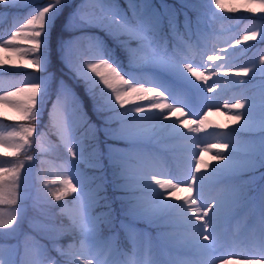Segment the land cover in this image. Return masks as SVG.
<instances>
[{
  "label": "snow or ice",
  "instance_id": "1",
  "mask_svg": "<svg viewBox=\"0 0 264 264\" xmlns=\"http://www.w3.org/2000/svg\"><path fill=\"white\" fill-rule=\"evenodd\" d=\"M25 2L26 0H0V4L5 7H15ZM125 2L131 14V23L119 19L115 12L106 9L100 0H84L77 13V19L88 25L107 29L124 45L134 66L153 65L174 71L186 69L197 81L207 85L208 76L186 61H177L173 55L167 53L166 47L162 46L167 31L180 38L181 16H183V27L187 29L190 23L187 10L196 6L190 4L189 0H177L175 4H170L169 0H125ZM61 3L62 0H51L47 7L30 16L12 31L11 36L0 44V49L17 53L21 57L30 53L31 58L26 60L23 67L35 68L37 73L40 72L41 64L38 56L41 50L40 37L45 30L49 13ZM223 7L222 0H215L216 9ZM257 9L260 13H264V0H258L249 11L255 12ZM229 11L234 12L235 9ZM261 19L264 20V16ZM262 34L264 28L260 32V37ZM256 38L257 32L251 30L248 35L235 37V42L239 45L242 41H252ZM84 42H87V49L81 48ZM19 43L29 44L30 47L20 48ZM96 47L92 37H81L73 41L68 49L70 63L79 65L84 52L95 54ZM231 47L233 45L229 41L228 47H221L219 51L208 54L207 59L213 62L226 61ZM261 65L259 71L264 76V61H261ZM83 67L97 78L103 90L111 94V99L121 109L118 112L114 111L111 104L106 101L98 107L100 112L112 113L106 118L108 126L103 130L113 141H122L134 146L155 136L157 134L155 126L146 127L140 123L142 118H136L145 112L156 109L164 112L167 109L172 115L183 114L182 108L159 102L166 97L157 88L132 84L106 60L84 61ZM212 71L214 75H220L215 69ZM231 71L232 66L226 65L223 75L229 76ZM250 71L248 67L235 69L237 76L244 77L249 76ZM252 75L255 76L254 71ZM239 83L246 82L241 80ZM215 90L213 85L207 88L208 93ZM40 92L38 83L26 84L0 95V103L16 108L35 125L38 123L36 109ZM22 94L26 96L23 103L13 99ZM153 98L158 102H151ZM143 102L151 103L147 108L134 107L129 110V106L144 105ZM223 107L232 112L229 119L240 127L231 130L223 140L211 146L219 149L211 156L212 161H217L216 164L205 162L203 154H200V158L193 163L191 157L197 155L193 151L183 181L177 179L173 182L171 178L155 179L154 175L147 171L151 157L131 149L125 150L109 145L108 161L119 181L116 187L124 193L119 197L123 217L121 219L114 213L104 195L103 181L98 177L89 178L90 183L99 182L93 183L90 190L81 192V187H78L69 176L73 162L83 164L86 168L101 169L103 155L97 143L96 126L79 110L71 95L64 92L53 104L49 117L51 118L58 108L65 113L63 140L60 147L70 160L67 159L64 170L67 175L63 179L53 181L62 187L52 192V196L59 202L70 194H76L79 204L78 217L72 219L66 226L62 221L50 219L39 229L40 235L29 238L32 241L31 246L26 245L23 254H20L16 247L5 248L0 245V264H171L170 261L166 262L153 256L155 247L153 237L151 233L140 230L137 227L139 223L155 229L156 240L164 246L170 247L180 242L197 253H211L218 242L220 229L227 224L240 206L247 204L252 198L257 171L261 172L259 179L264 181V81L260 84L259 102L254 97L245 96L233 102H226ZM165 119H168V116ZM242 119L244 123L240 124ZM206 120V116L203 119L197 117L186 121L183 127L188 128L190 132L202 131ZM191 124L198 126L189 128ZM218 127L226 128L227 125ZM33 132V126L23 129V133L19 134L22 143L16 146L17 152L28 144V138ZM241 133L250 135L242 139ZM211 147L203 148L202 152L204 154L210 152ZM27 159L30 161L32 157L28 156ZM23 168L24 165L21 164L11 170L13 180L21 187ZM202 169L206 171L202 173ZM8 174L9 169L0 171V203L4 202L3 182ZM245 176L246 179H241ZM181 183L186 187H181ZM153 185L158 186L159 189L164 190L160 192L168 195H159ZM177 192H186L187 195L180 196ZM27 199V193L21 192L20 201ZM174 201H182V203H174ZM10 202L16 204L15 195ZM20 205L19 219L15 215L5 218L4 214L0 213V229L8 230L5 234L17 228L22 214L26 212V208ZM56 207L63 211V206ZM106 232L110 234L106 235ZM120 233L124 234L131 245L129 251L121 248ZM65 237L69 238L66 246L60 243ZM46 240L52 242L51 247L45 242ZM250 243L254 246L252 258L242 257L245 259V264H264V212L259 216L257 226L251 232ZM52 252H55L59 258L54 257ZM198 264H215V262L200 261Z\"/></svg>",
  "mask_w": 264,
  "mask_h": 264
},
{
  "label": "rangeland",
  "instance_id": "2",
  "mask_svg": "<svg viewBox=\"0 0 264 264\" xmlns=\"http://www.w3.org/2000/svg\"><path fill=\"white\" fill-rule=\"evenodd\" d=\"M248 1L250 0H242V2ZM100 2L106 9L114 11L122 21L132 22L131 14L128 12L127 17L124 11L125 8L127 9L125 0H100ZM189 2L196 6L187 10L189 27L184 29L183 16H181L180 38L167 31L162 46L166 47L167 53L173 55L177 61H186L208 76L207 85L202 81H197L186 69L174 71L153 65L134 66L130 62L124 45L107 29L88 25L77 19V13L84 0H62V3L49 13L45 30L40 37L41 50L38 54L41 64L40 72L37 73L35 68L23 67L26 60L31 58L30 53L21 57L17 53H9L0 49V61H4L0 63V95L26 84L38 83L41 88L36 109L38 123L35 125L16 108L0 103V141H2L0 143V171L9 169V174L3 182L5 194L4 202L0 203V213H3L5 218L15 215L19 219L20 194L26 192L28 195V199L21 202L20 206L26 208V212L22 214L17 228L9 234H5L8 230L0 229V245L5 248L16 247L18 252L23 254L25 246H31L32 241L29 238L40 235L39 229L50 219L62 221L66 226L71 223L72 219L78 217L79 204L76 194H70L59 202L52 196V192L62 187L53 181L63 179L67 175L64 170L66 161L70 160V157L60 147L63 140L65 113L59 108L51 118L49 113L57 99L67 92L86 116L82 100L76 93L75 87H72L60 73H54L49 68L51 58L55 54L58 55L61 70L69 76V80L78 88H82L86 97H90L92 119L88 118V120L98 130L97 143L103 155L101 169L86 168L83 164L73 162L69 169V176L78 187H81V192L90 190L93 183L99 182L90 183L89 178L98 177L100 181H103L104 195L117 217L123 218L119 197L124 193L116 187L119 181L116 179L114 168L108 161L109 145L125 150L131 149L141 155L151 157L147 171L152 173L155 179L171 178L173 182L177 179L183 181L187 173L186 166L193 151L197 153L195 157H191L193 163L200 158V154H203L205 162L211 165L217 163L211 160V156L219 149L211 146L223 140L231 130L240 127L239 124L229 119L232 112L223 107L224 103L233 102L245 96L254 97L259 102L260 84L264 81V76L259 71L262 66L261 61H264V34L260 37V32L264 28V20L261 19L264 13H260L259 10L256 13H243L234 6L226 7L225 5L221 9H216L215 0H212V4L211 0H189ZM50 3L51 0H26L24 4L15 7H5L0 4V44L4 43L11 36L12 31L23 24L26 19L37 14ZM169 3L175 4L177 0H169ZM64 7L61 27L67 31V35L60 36V31H55L57 27L55 24L58 21L61 23L60 12ZM229 9H235V11H229ZM61 27L59 29L63 30ZM50 30L59 35L55 46L49 41ZM251 30L257 32L256 40L242 41L236 45L235 37L248 35ZM104 34L121 46L122 58L118 57L113 49L104 50L102 40ZM81 37H92L97 47L95 54L84 52L80 64L75 65L69 61L68 49L73 41ZM229 41L233 47L227 53L228 60L213 62L207 59L208 54L219 51L221 47H228ZM18 47L28 48L30 45L19 43ZM81 48L87 49V42H84ZM98 60H106L113 64L134 85L143 84L157 88L166 97L165 100L159 102L180 107L183 109V114L172 115L167 109L164 112H160L159 109L145 112L136 118H142L140 123L146 127L155 126L157 130L155 136L134 146L126 142L111 140L105 135L103 129L108 126L106 118L112 113L100 112L98 107L106 101L111 104L114 111L118 112L121 109L115 105L111 94L103 90L97 78L83 67L84 61L96 62ZM226 65L232 66L229 76L223 75ZM243 67L251 70L249 76L236 75L235 69ZM213 69L220 75H214ZM253 71L255 72L254 77ZM241 80L246 83L240 84ZM211 85L216 90L208 93L207 88ZM13 99L23 103L26 96L22 94ZM151 102L158 101L153 98ZM151 102L129 106V110L134 107L147 108ZM167 116L168 119H165ZM204 116L207 120L202 131L190 132L188 128L183 127L186 121L197 119V117L203 119ZM243 123L242 119L240 124ZM47 125L49 129L46 128ZM219 125H227V127L220 128ZM29 126L34 127V132L28 138V144L17 152L16 146L22 143L19 140V134H22L23 129ZM197 126L191 124L189 128ZM249 135L241 133V138L246 139ZM205 147H211V151L204 154L202 150ZM28 156H31L32 160L29 161ZM21 164L24 165L21 169L22 187L11 176V170ZM205 171V169L201 170L202 173ZM255 175L257 181L253 186L252 198L247 204L240 206L227 224L220 229L218 242L211 253H197L180 242L174 245L176 246L174 249L164 246L156 240L155 229L144 223L137 224L140 230L151 233L155 244L153 256L166 262L170 261L171 264H198L200 261L209 260L214 261L215 264H245V259L242 257L252 258L254 246L250 243L251 232L257 226L259 216L264 212V200H262L264 181L259 179L260 171H257ZM241 179H246V176ZM153 187H156L159 195H168V193L160 192L164 190L159 189L158 186L153 185ZM181 187H186V185L181 183ZM13 195L16 196V204L10 202ZM177 195L186 196L187 193L177 192ZM174 203H182V201H174ZM57 205L63 206L62 212L56 207ZM121 238L126 240L123 233L119 234L120 244ZM68 239L65 237L60 243L66 246ZM45 242L51 247L50 240ZM126 242L127 250L125 251H129L131 245L127 240ZM52 255L59 258L55 252H52Z\"/></svg>",
  "mask_w": 264,
  "mask_h": 264
},
{
  "label": "trees",
  "instance_id": "3",
  "mask_svg": "<svg viewBox=\"0 0 264 264\" xmlns=\"http://www.w3.org/2000/svg\"><path fill=\"white\" fill-rule=\"evenodd\" d=\"M223 4L226 6V7H232L234 6L237 10H242L243 13L245 12H250L249 11V8L253 7L257 2L258 0H250L248 2H242V0H222ZM65 7L61 10V23L60 21H58L55 25H57L56 27V30H59L60 32V36H65L67 35V31L64 30L62 27H61V24H62V16L64 14V10ZM127 17L129 15L128 13V10L125 8L124 9ZM258 11V9H257ZM255 11V13L257 12ZM63 29H59L60 27ZM59 35L56 33V32H53L52 30H50V37H49V41L52 45H56V38L58 37ZM102 40L104 41V50L105 49H113L114 52L116 53V55L120 58H122L123 56V49L121 48V46L118 44V43H115L114 41H112L111 39L107 38V36H102ZM58 55L55 54L54 56H52L51 58V61H50V66L49 68L52 69V71H54V73L58 72L60 73V75H62L65 80L72 86V87H75V91L76 93L79 95L80 99L82 100V104L85 108L84 113L86 114L87 118L89 119H92V113H91V110H90V107H91V101H90V97H86V94L82 92V88H78V86L76 84H74L73 82H71L69 80V76L67 74L64 73V71H62V66L58 63ZM61 63V62H60ZM76 85V86H75ZM47 129H49V125H47L46 127ZM121 248L124 249V250H127V242L124 238H121Z\"/></svg>",
  "mask_w": 264,
  "mask_h": 264
},
{
  "label": "bare ground",
  "instance_id": "4",
  "mask_svg": "<svg viewBox=\"0 0 264 264\" xmlns=\"http://www.w3.org/2000/svg\"><path fill=\"white\" fill-rule=\"evenodd\" d=\"M170 247L174 249L176 246L173 245V246H170Z\"/></svg>",
  "mask_w": 264,
  "mask_h": 264
}]
</instances>
